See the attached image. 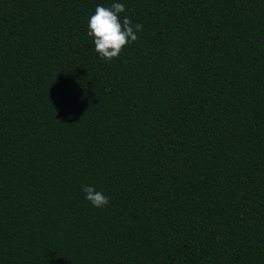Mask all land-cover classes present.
<instances>
[{
	"label": "trees",
	"instance_id": "1",
	"mask_svg": "<svg viewBox=\"0 0 264 264\" xmlns=\"http://www.w3.org/2000/svg\"><path fill=\"white\" fill-rule=\"evenodd\" d=\"M0 264H264V0H0Z\"/></svg>",
	"mask_w": 264,
	"mask_h": 264
},
{
	"label": "clouds",
	"instance_id": "2",
	"mask_svg": "<svg viewBox=\"0 0 264 264\" xmlns=\"http://www.w3.org/2000/svg\"><path fill=\"white\" fill-rule=\"evenodd\" d=\"M124 12V4L115 2L109 7L97 6L88 19L87 35L92 39L94 50L102 61L111 62L118 58L127 44L138 39L136 33L142 31V24L133 25L126 16L121 20V13ZM82 191L86 201L95 208L105 207L109 203V198L93 186L84 185Z\"/></svg>",
	"mask_w": 264,
	"mask_h": 264
}]
</instances>
